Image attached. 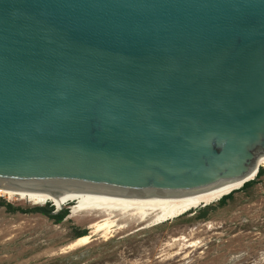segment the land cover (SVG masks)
I'll return each mask as SVG.
<instances>
[{"label":"water","instance_id":"water-1","mask_svg":"<svg viewBox=\"0 0 264 264\" xmlns=\"http://www.w3.org/2000/svg\"><path fill=\"white\" fill-rule=\"evenodd\" d=\"M263 175L264 0H0V189L163 197Z\"/></svg>","mask_w":264,"mask_h":264},{"label":"rangeland","instance_id":"rangeland-1","mask_svg":"<svg viewBox=\"0 0 264 264\" xmlns=\"http://www.w3.org/2000/svg\"><path fill=\"white\" fill-rule=\"evenodd\" d=\"M0 201L11 206L0 207V264H264V175L222 206L213 203L133 234L137 227L131 226L107 241L95 236L63 254L75 233L89 231L80 215L70 218L69 203L57 211L68 214L56 224L17 197Z\"/></svg>","mask_w":264,"mask_h":264},{"label":"bare ground","instance_id":"bare-ground-1","mask_svg":"<svg viewBox=\"0 0 264 264\" xmlns=\"http://www.w3.org/2000/svg\"><path fill=\"white\" fill-rule=\"evenodd\" d=\"M240 187L215 188L190 193L166 194L163 197L150 196L143 198L123 197L121 195L96 193H42L16 192L0 189V197L11 201L17 197L19 201H26L29 206H51L58 211L62 206L70 204V218L87 222L88 234L74 238L62 248L73 251L89 244L95 236L104 241L109 240L117 231L135 226L130 234L146 230L177 217L191 213L201 207L217 203ZM51 204V205H47ZM91 243V242H90Z\"/></svg>","mask_w":264,"mask_h":264},{"label":"trees","instance_id":"trees-1","mask_svg":"<svg viewBox=\"0 0 264 264\" xmlns=\"http://www.w3.org/2000/svg\"><path fill=\"white\" fill-rule=\"evenodd\" d=\"M254 183V182H253ZM252 183V184H253ZM252 184H250L249 186H251ZM248 186V187H249ZM245 188H247V187H240L237 191H242L243 189H245ZM234 192H236V191H234ZM233 192V193H234ZM232 194V193H231ZM231 194H229V195H227V196H224V197H222L218 202H217V205L218 206H222V205H224V203H225V201L226 200H228L230 197H231ZM0 207H5L7 210H11V206L10 205H8V204H5L4 202H2V201H0ZM205 208H207V207H205ZM205 208H203V209H205ZM203 209H200V210H203ZM68 213H67V211H63V212H60V213H58V214H56L55 216H52V217H48L49 219H51V220H53V222L54 223H59L66 215H67ZM198 218H203V213L202 214H199V217ZM85 234V232H80V233H75V235H74V237L73 238H77V237H79V236H82V235H84Z\"/></svg>","mask_w":264,"mask_h":264}]
</instances>
